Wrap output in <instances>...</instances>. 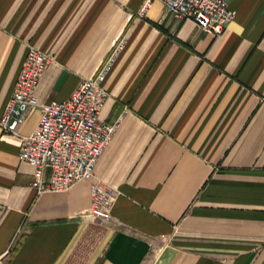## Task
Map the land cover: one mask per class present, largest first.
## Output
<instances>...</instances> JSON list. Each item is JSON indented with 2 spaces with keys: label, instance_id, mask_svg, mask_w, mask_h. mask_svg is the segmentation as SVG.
I'll return each mask as SVG.
<instances>
[{
  "label": "crops",
  "instance_id": "crops-1",
  "mask_svg": "<svg viewBox=\"0 0 264 264\" xmlns=\"http://www.w3.org/2000/svg\"><path fill=\"white\" fill-rule=\"evenodd\" d=\"M0 0V117L28 47L52 54L14 131L0 125V253L10 264H264V0H230L221 34L161 0ZM122 44L100 118L120 124L93 179L37 192L20 145ZM50 168L44 171L45 177Z\"/></svg>",
  "mask_w": 264,
  "mask_h": 264
},
{
  "label": "built area",
  "instance_id": "built-area-1",
  "mask_svg": "<svg viewBox=\"0 0 264 264\" xmlns=\"http://www.w3.org/2000/svg\"><path fill=\"white\" fill-rule=\"evenodd\" d=\"M154 0H145L139 9L144 16ZM179 19L192 18L198 26L221 34L236 16L230 0H161ZM118 44L103 61L97 72L80 80L71 95L41 103V116L35 128L23 136L20 158L34 165L33 186L36 191L67 189L83 178L93 179L90 213L111 218V208L119 194L118 188L96 178L94 165L109 144L120 124V118L104 121L101 107L109 92L107 74L120 51ZM52 60L48 51L30 44L19 71L16 84L0 117L4 130L14 131L27 108L39 104L36 94L42 72ZM50 168L45 177L44 171ZM7 252L0 253V264H10Z\"/></svg>",
  "mask_w": 264,
  "mask_h": 264
}]
</instances>
